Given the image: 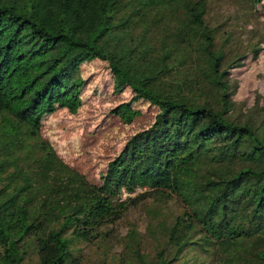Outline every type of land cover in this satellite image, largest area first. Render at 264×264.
I'll return each instance as SVG.
<instances>
[{"label": "trees", "instance_id": "obj_1", "mask_svg": "<svg viewBox=\"0 0 264 264\" xmlns=\"http://www.w3.org/2000/svg\"><path fill=\"white\" fill-rule=\"evenodd\" d=\"M229 1L0 0V264H84L143 207L151 250L128 230L111 264H264V99L237 116L232 77L263 52L264 0ZM94 61L132 95L116 116L156 110L96 184L41 135Z\"/></svg>", "mask_w": 264, "mask_h": 264}, {"label": "rangeland", "instance_id": "obj_2", "mask_svg": "<svg viewBox=\"0 0 264 264\" xmlns=\"http://www.w3.org/2000/svg\"><path fill=\"white\" fill-rule=\"evenodd\" d=\"M213 1L216 8L225 12L235 8L229 0ZM232 77L238 81L233 96L235 114L244 117L256 102L261 103L264 99V49L255 62L248 60L243 68L234 70ZM80 80L84 84L76 109H59L47 116L41 135L66 165L96 184L105 172L106 164L119 153L125 141L152 123L156 110L145 104L134 105L131 107L134 114L130 118L116 116L114 110L128 103L132 95L127 89L122 93L114 92L111 75L103 62L94 61L83 65ZM139 193L141 191H136V194ZM126 197L123 192L121 199ZM168 209L173 212L171 206ZM168 209L162 212L167 214ZM149 217L145 207L131 211L118 226L119 237L116 236L105 248L84 247V264H111L113 258L120 259L126 231L134 228L144 237L142 253H148L151 246L145 227L150 221ZM114 251L117 253L113 254Z\"/></svg>", "mask_w": 264, "mask_h": 264}]
</instances>
